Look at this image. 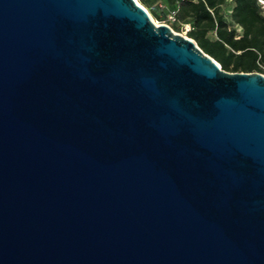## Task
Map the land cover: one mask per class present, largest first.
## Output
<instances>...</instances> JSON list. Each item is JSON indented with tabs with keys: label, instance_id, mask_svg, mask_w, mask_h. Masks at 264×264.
I'll return each instance as SVG.
<instances>
[{
	"label": "water",
	"instance_id": "obj_1",
	"mask_svg": "<svg viewBox=\"0 0 264 264\" xmlns=\"http://www.w3.org/2000/svg\"><path fill=\"white\" fill-rule=\"evenodd\" d=\"M0 264H264V75L135 0H0Z\"/></svg>",
	"mask_w": 264,
	"mask_h": 264
},
{
	"label": "trees",
	"instance_id": "obj_2",
	"mask_svg": "<svg viewBox=\"0 0 264 264\" xmlns=\"http://www.w3.org/2000/svg\"><path fill=\"white\" fill-rule=\"evenodd\" d=\"M163 1L175 21H168L165 13L161 17L153 12L154 18L177 32L189 25L186 36L223 71L264 75V0Z\"/></svg>",
	"mask_w": 264,
	"mask_h": 264
},
{
	"label": "rangeland",
	"instance_id": "obj_3",
	"mask_svg": "<svg viewBox=\"0 0 264 264\" xmlns=\"http://www.w3.org/2000/svg\"><path fill=\"white\" fill-rule=\"evenodd\" d=\"M143 1L146 2L147 5L143 3ZM136 2L143 8H146L149 16L153 19L154 22H157L158 24L163 23L164 21L162 20H156L153 16V12L159 14L161 17H163V13L167 14L169 16V11L165 7L164 1L163 0H136ZM230 7L227 5L224 10L228 13ZM177 34L186 36L185 30H179L173 31ZM187 37V36H186Z\"/></svg>",
	"mask_w": 264,
	"mask_h": 264
},
{
	"label": "built area",
	"instance_id": "obj_4",
	"mask_svg": "<svg viewBox=\"0 0 264 264\" xmlns=\"http://www.w3.org/2000/svg\"><path fill=\"white\" fill-rule=\"evenodd\" d=\"M261 4L264 5V2L261 1ZM168 21H170V22L175 21L174 13H170V14H169V16H168ZM155 23L158 24L157 22H155ZM161 24H165V25H167V24L164 23V22L161 23ZM183 29L185 30V33H187V32L190 30V27H189V25H184Z\"/></svg>",
	"mask_w": 264,
	"mask_h": 264
},
{
	"label": "bare ground",
	"instance_id": "obj_5",
	"mask_svg": "<svg viewBox=\"0 0 264 264\" xmlns=\"http://www.w3.org/2000/svg\"><path fill=\"white\" fill-rule=\"evenodd\" d=\"M136 1V0H135Z\"/></svg>",
	"mask_w": 264,
	"mask_h": 264
}]
</instances>
